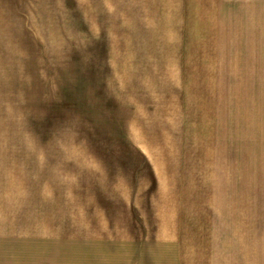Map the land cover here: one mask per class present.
<instances>
[{
	"label": "rangeland",
	"instance_id": "rangeland-1",
	"mask_svg": "<svg viewBox=\"0 0 264 264\" xmlns=\"http://www.w3.org/2000/svg\"><path fill=\"white\" fill-rule=\"evenodd\" d=\"M0 1L26 11L0 21V218L50 174L264 207V46L252 42L257 63L216 51L214 4L187 21L154 0ZM235 14L237 29L258 24Z\"/></svg>",
	"mask_w": 264,
	"mask_h": 264
},
{
	"label": "crops",
	"instance_id": "crops-1",
	"mask_svg": "<svg viewBox=\"0 0 264 264\" xmlns=\"http://www.w3.org/2000/svg\"><path fill=\"white\" fill-rule=\"evenodd\" d=\"M224 2L154 0L153 5L170 7V16H175L174 6L180 7L177 19L197 21L202 13L188 7L214 4L213 21L223 41L216 42V51L223 46L226 54H242L236 61L257 63L252 42L264 46V0H242L232 11L236 5L229 1L224 11ZM10 5L0 1V21L9 19L1 15L11 13L23 20L26 11L20 4L5 10ZM235 12L252 13L251 20L258 24L245 23L239 29L248 32H236ZM237 41L243 46H236ZM247 43L250 49L244 47ZM249 68L262 69L255 64ZM130 177L136 182L134 175ZM41 178L27 188L34 187V196H20L4 205L0 264H264V207L250 211L232 199L231 205H221V212L216 207L185 205L184 198L172 193L141 200L134 184L126 190L103 185V175Z\"/></svg>",
	"mask_w": 264,
	"mask_h": 264
}]
</instances>
